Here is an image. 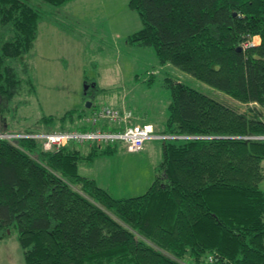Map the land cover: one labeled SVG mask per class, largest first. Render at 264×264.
<instances>
[{"label":"trees","instance_id":"16d2710c","mask_svg":"<svg viewBox=\"0 0 264 264\" xmlns=\"http://www.w3.org/2000/svg\"><path fill=\"white\" fill-rule=\"evenodd\" d=\"M128 7L143 24L128 44L153 48L160 64L246 109L168 79V118L158 133L194 138L162 140L153 183L132 198H115L80 173L117 144L85 154L74 143L46 151L37 137H0V241L15 227L25 264H264V139L254 138L264 136V0H128ZM43 19L25 0H0V36L9 37L0 45L1 124L3 99L22 84L8 59L29 54ZM255 37L258 44L243 48ZM87 109L43 123L85 131L93 104Z\"/></svg>","mask_w":264,"mask_h":264},{"label":"rangeland","instance_id":"374dc122","mask_svg":"<svg viewBox=\"0 0 264 264\" xmlns=\"http://www.w3.org/2000/svg\"><path fill=\"white\" fill-rule=\"evenodd\" d=\"M25 1L41 8L44 21L29 54L8 59L22 80L16 96L2 101L6 111L0 135H7L9 140L19 138L26 128L47 132L49 126L57 130L61 125L58 121L46 125L44 118L80 112L87 109L89 102L93 110L122 109L131 112L139 123L148 119L163 128L171 101L168 79L181 81L241 111L246 109L191 74L169 63L160 64L153 48L128 44L126 36L143 25L138 14L128 7V0H77L59 7L42 0ZM8 38L7 34L0 36V45ZM254 42L259 43L257 38ZM25 63L29 64L28 71ZM90 84L93 87L85 90ZM157 143L162 147V140ZM117 145L115 154L99 156L90 165L81 164L80 173L88 177L97 171L105 173L106 187L115 198L140 196L154 181L148 183L150 173L145 164L155 155L141 159L136 166L128 162L140 158L138 153L128 152L122 143ZM77 147L87 154L92 146ZM6 236L0 241V264H25L17 229L12 227Z\"/></svg>","mask_w":264,"mask_h":264},{"label":"built area","instance_id":"2783aa9c","mask_svg":"<svg viewBox=\"0 0 264 264\" xmlns=\"http://www.w3.org/2000/svg\"><path fill=\"white\" fill-rule=\"evenodd\" d=\"M255 45L254 39L252 42L243 44V48H248ZM131 112L113 110L107 107L95 109L83 116V124H86L90 129L81 130H55L51 132H42L35 134L19 135L18 137L36 138L42 141L44 150H52L61 148L68 144L78 145H94V144H118L122 143L126 150L130 153H138L144 149V145L149 140H177L194 138L188 136H172L159 134L152 124L136 123L133 120ZM110 124L116 128L103 129L104 125ZM112 128V127H111ZM7 138V135H0ZM256 139H264V136L254 137ZM8 139V138H7Z\"/></svg>","mask_w":264,"mask_h":264},{"label":"crops","instance_id":"0c3cea01","mask_svg":"<svg viewBox=\"0 0 264 264\" xmlns=\"http://www.w3.org/2000/svg\"><path fill=\"white\" fill-rule=\"evenodd\" d=\"M74 1H77V0H72L68 3H66L67 5L66 6H69V4H71L72 2ZM57 24V23H56ZM58 25V24H57ZM41 26V24H40ZM39 26V31L41 30ZM142 27V25H141ZM41 32V31H40ZM39 32V33H40ZM136 32V31H135ZM133 34V33H132ZM131 34H129L130 36ZM128 36H126L127 38ZM38 38H39V35H38ZM37 38V40H38ZM255 38H259V37H255ZM36 40V41H37ZM259 42H260V38H259ZM36 44V43H35ZM118 110H122V109H118ZM145 121H148V122H145ZM134 122L136 123H139L138 121L134 120ZM142 124H152L154 127H156V131H160L162 130L163 128H161L160 126H156V124H154V122H151L149 121L148 119H145L141 122ZM164 127V126H163ZM157 141L159 142L160 140H149L145 143L144 145V149L142 151H139L138 152V157L140 158H137V160H133V161H129L128 163L129 164H133V165H136L138 166V163H140V160L142 159V161H144L145 159H147L148 157H150V154H154L155 155V158H153V160L148 164L146 162L145 166L147 167L149 173H150V179H148V183H149V180L151 181V179L153 180L154 177H155V172H156V168L158 165L161 164V162L163 161V158H164V148H163V145L162 147H159ZM135 154V153H134ZM104 157V156H103ZM102 159H99V161H101ZM97 161V162H99ZM127 161H124L123 163L126 164ZM97 164V163H96ZM113 173V172H112ZM111 173V174H112ZM91 178H93L96 183H98V185L100 187H103L105 189H107L109 191V189L106 187V175L105 173L103 172H99L97 171L96 173H94V175L90 176ZM148 178V177H147ZM104 179V180H103Z\"/></svg>","mask_w":264,"mask_h":264},{"label":"water","instance_id":"95a60500","mask_svg":"<svg viewBox=\"0 0 264 264\" xmlns=\"http://www.w3.org/2000/svg\"><path fill=\"white\" fill-rule=\"evenodd\" d=\"M238 50L240 51L241 49L239 48ZM88 88H89V86L87 85V86L85 87V90H88ZM86 107H87L88 109L91 108V107H92V102L87 103Z\"/></svg>","mask_w":264,"mask_h":264},{"label":"flooded vegetation","instance_id":"af4514ba","mask_svg":"<svg viewBox=\"0 0 264 264\" xmlns=\"http://www.w3.org/2000/svg\"><path fill=\"white\" fill-rule=\"evenodd\" d=\"M91 86L93 87V85L90 84V85H89V90L91 89Z\"/></svg>","mask_w":264,"mask_h":264}]
</instances>
